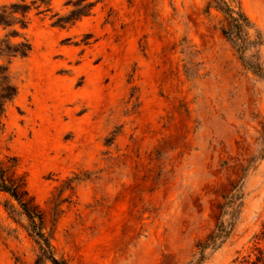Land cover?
<instances>
[{"label": "rangeland", "instance_id": "1", "mask_svg": "<svg viewBox=\"0 0 264 264\" xmlns=\"http://www.w3.org/2000/svg\"><path fill=\"white\" fill-rule=\"evenodd\" d=\"M68 1L30 13L27 57H0L17 86L0 165L24 183L56 254L68 264H238L264 224V79L223 36L225 16L209 0H91L90 16L52 26ZM228 1L261 32L264 68V0ZM234 192L229 238L198 261ZM10 205L0 193V264H34L37 246Z\"/></svg>", "mask_w": 264, "mask_h": 264}, {"label": "trees", "instance_id": "2", "mask_svg": "<svg viewBox=\"0 0 264 264\" xmlns=\"http://www.w3.org/2000/svg\"><path fill=\"white\" fill-rule=\"evenodd\" d=\"M52 0H32L29 3L24 0L16 1L0 8V27L7 30L5 37L0 40V57L25 58L31 51L30 42L23 37L21 31L28 28L30 13L35 10L37 15H46L52 12ZM96 1L74 0L68 1L71 9L67 14L54 13L50 16L52 26L66 28L77 21L92 14ZM214 7L226 18L227 25L222 28L225 39L234 47L244 66L254 74L264 79V68L260 62V48L263 45L262 34L246 15L239 4L233 5L228 0H209L208 10ZM11 38H21L17 43H11ZM17 96V86L11 80L8 69L0 65V126H3V118L6 106ZM236 191V190H235ZM0 193L6 194L15 205L6 208L9 214L18 211L20 216L26 219V231L37 246V254L34 264H68L59 257L51 244L50 238L44 232L43 216L33 199L28 195L24 183L16 182L7 174V169L0 165ZM235 192L220 208V219L214 230L207 238L197 243L200 258L204 259L206 250L216 251L229 238L233 222L237 218ZM227 219H224V218ZM264 242V224L260 235L256 236V242L246 256H243L238 264H264V249L260 243Z\"/></svg>", "mask_w": 264, "mask_h": 264}]
</instances>
